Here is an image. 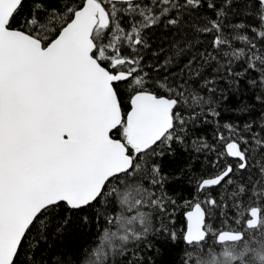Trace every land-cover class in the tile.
Returning <instances> with one entry per match:
<instances>
[{
	"label": "snow or ice",
	"instance_id": "obj_1",
	"mask_svg": "<svg viewBox=\"0 0 264 264\" xmlns=\"http://www.w3.org/2000/svg\"><path fill=\"white\" fill-rule=\"evenodd\" d=\"M238 2L233 14L252 22L226 32L233 0H0V264H45L35 249L50 220L84 209L102 227L78 264H154L153 237L186 246L181 264H264V113L255 126L217 125L218 148L190 140L202 117L219 116L205 66L264 105V0ZM205 4L215 19L200 14ZM159 25L196 37L174 45L191 55L179 76L143 71ZM202 43L211 51L191 54ZM174 145L216 152L188 176L196 195L179 205L159 162ZM225 183L230 193L209 191ZM178 211L180 230L169 227Z\"/></svg>",
	"mask_w": 264,
	"mask_h": 264
},
{
	"label": "trees",
	"instance_id": "obj_2",
	"mask_svg": "<svg viewBox=\"0 0 264 264\" xmlns=\"http://www.w3.org/2000/svg\"><path fill=\"white\" fill-rule=\"evenodd\" d=\"M219 3L220 0H217V6H219ZM242 6V3L238 2V0H233L232 7L226 9V16L223 18L226 32L230 31L231 25L252 22L243 16L233 14L239 11ZM200 14L202 16H211L215 19L212 11L207 8V4L201 9ZM185 35L195 44L196 37L186 28L178 31L175 28L166 29L163 25H159L147 33L149 47L143 49L140 55L143 57V71L148 73L149 78L163 77L165 75L170 77L172 75L179 76L181 69L187 64V60L191 58V55L188 50H185L183 55H177L174 45L182 47ZM199 39L204 40L205 37L201 36ZM207 39H210V37ZM235 46L241 47L240 42H235ZM205 49L211 51L207 43H202L193 47L190 51L191 54H195L197 51H204ZM166 61H171V63L165 66ZM199 66L198 61L193 65V68L195 69ZM214 68L215 64L205 66L203 68V76L208 79L215 77V82L210 87L217 89L212 97L214 101L212 106L219 112V116L209 117L208 123H203L202 117L193 130L195 135L191 136L190 140L203 137L209 143H212L214 147L218 148L219 144L215 139L217 125L222 127L226 123L233 124L240 129H243L244 125L248 123H253L254 126L258 125L261 114L264 113V105L255 99L259 92L245 87L243 82L239 88L230 86V81L227 78H223V71L217 76L213 71ZM188 78L187 72H185L184 79L187 80ZM196 82L197 84L200 82L199 77H196ZM201 95L208 96L209 93L204 91L201 92ZM189 114L187 112L184 113L185 116ZM223 134L227 136L228 132L224 131ZM173 147L175 154L167 155L159 162L163 166V172L168 175V182L165 186L166 191L169 195L179 198L177 200L179 205L185 200L195 198L196 195L195 188L190 183L188 176L192 173H199L202 170L206 156H210L211 160H215L216 152L194 154L186 147L175 145ZM192 157L195 158L192 159ZM233 162L231 158H221V163ZM189 168L191 171H189ZM241 177L246 179L247 173L243 171L237 172L232 178L240 180ZM233 187L234 185L229 186L225 183L209 191L213 194L230 193ZM199 198L204 199L203 196ZM217 198H219V195H217ZM67 215L68 213L62 212L51 219L47 226V242L45 243L43 240L37 242L36 254L38 257L42 255L45 258V264H57V261H61L62 264H78L76 256L82 254L84 250L95 246L97 233L102 227V224L95 219V211L84 209L81 212L72 213L69 222L64 224V217ZM85 215L89 216V222L87 223L82 218ZM174 219L175 223H170L169 227L176 230L182 229L184 225L182 211H178ZM220 219L215 221L217 225H219ZM154 223H158V220L154 221ZM58 228L61 229L59 234H57ZM152 243L153 249H145V252L146 256L151 258V262H154V264H181V261L185 259V253L182 248L186 246L180 241L173 244L163 238L153 237ZM145 264H150L149 259H145Z\"/></svg>",
	"mask_w": 264,
	"mask_h": 264
}]
</instances>
